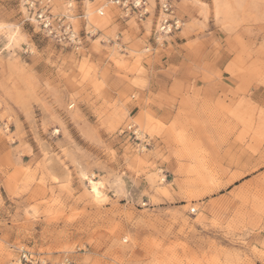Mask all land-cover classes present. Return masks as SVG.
<instances>
[{
    "label": "rangeland",
    "instance_id": "1",
    "mask_svg": "<svg viewBox=\"0 0 264 264\" xmlns=\"http://www.w3.org/2000/svg\"><path fill=\"white\" fill-rule=\"evenodd\" d=\"M100 5L0 0V264H264V0Z\"/></svg>",
    "mask_w": 264,
    "mask_h": 264
},
{
    "label": "built area",
    "instance_id": "2",
    "mask_svg": "<svg viewBox=\"0 0 264 264\" xmlns=\"http://www.w3.org/2000/svg\"><path fill=\"white\" fill-rule=\"evenodd\" d=\"M178 2L179 0H101L98 11L104 14L105 8L114 6L125 14H134L140 19L153 14L156 19V33L159 36H168L181 30L184 24V19L177 12ZM29 5L31 10H35L36 20L50 34L74 44L80 42L79 34L70 21L52 14L46 4L36 7L34 1H29ZM60 27L62 30L58 29ZM30 257V253L22 250L20 260L31 261Z\"/></svg>",
    "mask_w": 264,
    "mask_h": 264
},
{
    "label": "bare ground",
    "instance_id": "3",
    "mask_svg": "<svg viewBox=\"0 0 264 264\" xmlns=\"http://www.w3.org/2000/svg\"><path fill=\"white\" fill-rule=\"evenodd\" d=\"M92 188H93L94 194H96V196L99 195L100 192H99L98 187H97V185L95 183H92Z\"/></svg>",
    "mask_w": 264,
    "mask_h": 264
}]
</instances>
